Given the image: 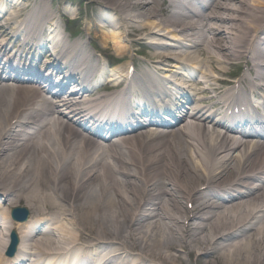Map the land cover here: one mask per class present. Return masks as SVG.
Returning a JSON list of instances; mask_svg holds the SVG:
<instances>
[{"label": "bare ground", "instance_id": "bare-ground-1", "mask_svg": "<svg viewBox=\"0 0 264 264\" xmlns=\"http://www.w3.org/2000/svg\"><path fill=\"white\" fill-rule=\"evenodd\" d=\"M7 1L0 9V264H43L75 248L82 257L62 264H187L185 256L264 264V126L238 132L239 122L226 125L227 113L214 122L206 105L237 107L238 119L256 106L250 95L264 90V0H88L111 28L87 22L88 35L105 42L101 56L111 55L110 40L124 59L143 32L174 40L152 42L145 66L135 58L114 66L107 86L117 91L106 94L98 83L107 70L86 41L60 36L48 46L57 17L66 19L61 8L17 0L2 14ZM186 63L221 74L246 63L248 72L214 78L205 67L194 100L169 78ZM152 68L166 71L156 76ZM109 104L114 119H104ZM114 132L121 133L109 139ZM16 206L28 209L27 221L11 218ZM11 230L19 234L16 255L26 251L18 259L3 253Z\"/></svg>", "mask_w": 264, "mask_h": 264}, {"label": "rangeland", "instance_id": "rangeland-1", "mask_svg": "<svg viewBox=\"0 0 264 264\" xmlns=\"http://www.w3.org/2000/svg\"><path fill=\"white\" fill-rule=\"evenodd\" d=\"M16 1V0H14ZM32 2V0H31ZM48 5L52 6V8L54 10L56 9H60L62 10L63 13H67L68 16L71 17H76L78 14V18L80 22H77L76 24L73 25V32L74 35L77 37H83L85 40H89L90 36L88 35V30L86 29L87 26V22L90 21V23L92 24L93 28H96L97 30H99L100 32L104 31H110L111 28L107 25H102L104 24V22L102 21V19L100 18L99 13L97 12V5H94L92 3H90V1L88 0H47ZM1 4V3H0ZM3 21H5V19H3ZM95 24H98V26H95ZM63 26H65V20L62 19L60 22V29L63 28ZM69 26V24H68ZM124 30L126 31V29L124 28L123 30H121V34L124 33ZM149 32V31H148ZM148 32H143V33H139L137 34L136 38H145L143 41H136L137 44L134 45L133 48H141V47H146L148 48V50H151L150 47H148L150 43L152 42H160V43H164V44H171L170 42L172 41V38L170 37V35H165V32H161L159 33L158 36H147ZM65 33V32H64ZM66 36H68L69 34H65ZM75 37H73L72 39H74ZM94 39L96 42L95 44L97 46H104L105 42L101 39V38H91ZM133 39L128 37L125 39V43L127 45H130L133 41ZM186 42V41H185ZM109 43L111 45V50L110 52V56H107V60L109 62H113L116 60V56H115V50L114 48H112V42ZM135 44V43H134ZM90 48V46H88ZM133 48L128 51L127 55H126V59L131 60L132 58L137 59L138 61L143 62L144 57H135L134 53H133ZM146 48L145 51H143V54L146 53ZM124 58V59H125ZM120 59V63L123 62V58H119ZM113 60V61H112ZM112 64V63H110ZM167 68V67H166ZM234 67L233 66H227L226 70H227V74L226 75H231V73L233 72ZM189 207H191V204H188ZM0 234H2L1 229H0ZM80 251V248H78V252ZM185 260L187 262V264H199V262L197 263L195 261L194 258H190L187 260V256H185Z\"/></svg>", "mask_w": 264, "mask_h": 264}, {"label": "water", "instance_id": "water-1", "mask_svg": "<svg viewBox=\"0 0 264 264\" xmlns=\"http://www.w3.org/2000/svg\"><path fill=\"white\" fill-rule=\"evenodd\" d=\"M29 215V211L25 208H15L13 210V217L17 220H21L24 221L28 218ZM18 236L17 233L15 231L12 232V243L11 246L8 250V254L9 255H13L15 250H16V246L18 244Z\"/></svg>", "mask_w": 264, "mask_h": 264}]
</instances>
